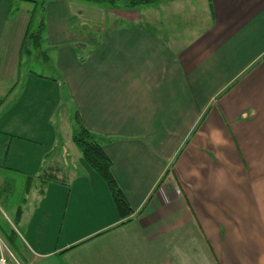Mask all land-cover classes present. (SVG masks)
<instances>
[{
    "label": "crops",
    "instance_id": "crops-1",
    "mask_svg": "<svg viewBox=\"0 0 264 264\" xmlns=\"http://www.w3.org/2000/svg\"><path fill=\"white\" fill-rule=\"evenodd\" d=\"M13 1L0 0V107L14 101L0 115V191L14 172L23 204L51 180L97 205L70 214L66 204L53 225L55 213L17 217V206L9 229L23 264H264V0L107 6L88 35L47 6L58 76L23 81L33 5L19 0L10 15ZM75 114L110 160L128 221L72 142ZM61 232L70 238L54 244Z\"/></svg>",
    "mask_w": 264,
    "mask_h": 264
},
{
    "label": "rangeland",
    "instance_id": "rangeland-1",
    "mask_svg": "<svg viewBox=\"0 0 264 264\" xmlns=\"http://www.w3.org/2000/svg\"><path fill=\"white\" fill-rule=\"evenodd\" d=\"M19 0L13 1V8L10 11V15H12L15 12L16 4L19 3ZM40 2V1H39ZM43 5L40 3H32L33 6L30 5L31 13L33 16V23L30 28L31 33H35L38 30V24L40 20H43L45 24L46 15H47V6L50 9V15L53 16L54 14L56 16L63 15L65 18H67V26H70V33L75 34V29H80V32L83 33V35H88L91 30L95 31L96 29H99L100 22L98 21L102 17V13L97 11L98 8H106L107 6L104 4H94L90 5L91 3L83 2L79 0H42ZM200 6H202L201 1L199 0ZM94 6V7H91ZM43 7V9H42ZM52 7V9H51ZM36 8V9H35ZM91 8V9H90ZM16 13V12H15ZM155 11L147 14H143V17L146 18H156ZM162 16V14H160ZM190 16L186 17V20H188ZM93 19V22L91 21ZM208 19L206 12L203 15V20ZM99 22V23H98ZM202 26H204L202 24ZM30 39L28 42L31 43ZM38 49H34L31 45L30 54L26 53V55H23L20 61V80L23 81L24 77L28 73H34L38 75H44L46 77H49L50 80H54L58 76V71L56 68L53 67V64L55 62L54 56L56 53V47L49 46L45 39V33L44 30L41 31V37ZM20 85V83H19ZM19 89V87H18ZM17 90V89H16ZM67 95L64 94L63 89L61 90V95L59 97L60 102L62 105H68V98ZM9 105L11 103H14V101H7L5 104ZM9 105H3L0 107V115L5 112L6 108ZM70 110V108H68ZM71 116V115H70ZM68 118V123L71 125V117ZM57 119V118H56ZM59 124V122H58ZM60 149L57 146L56 149L53 151L52 155L55 159V161H59L60 156ZM20 153V152H19ZM19 153L16 152L14 148H12L9 152V160L8 162H11L12 157L15 155L17 158L19 157ZM16 159V158H15ZM42 172H40L41 174ZM3 179L9 180L13 183L12 186H9L7 190L3 192L2 198L0 199V228H2L4 232L9 233L10 228V222L13 220L12 212H15V209L17 206H20L21 211L23 210H30L31 211H37L38 209H41L39 213H37L36 220H40L41 218L47 217L48 212L55 213L54 216L51 217V223L52 225L54 222L58 219V217H61L64 215L65 206L68 204L67 208H69V213L74 214L76 212H91L92 210L96 209V200H93L90 197L83 196H72L69 197V188L67 185L64 184L62 186L57 185V183H54L51 180H48L44 186L43 191L45 194L41 199H35L34 201H31L32 197L29 198L28 202L26 204H23L22 198L24 195V177L23 175H18L17 173L7 172L5 175L2 176ZM39 179L37 178L35 180V186L37 189H34L32 192L37 193L40 189V186L37 187L39 183ZM5 188V187H4ZM47 189H49V193H47ZM56 189V190H52ZM52 190V192H50ZM60 190V191H58ZM8 191L9 199L5 200L6 192ZM52 195V197L50 196ZM54 219V220H53ZM0 230V254L3 255L5 260H7V264H23L22 256L18 255L17 247L15 244H17L19 248V243L21 242L18 238V242H11L9 243L11 247L8 245L7 241L4 238V234ZM19 231V230H18ZM68 233L61 232V235L59 237V234L53 233L51 236V241L53 239L54 244L58 241L60 243H64L67 239L70 237L66 236ZM16 236V233H15ZM3 237V238H2ZM54 237V238H53ZM17 257V258H16Z\"/></svg>",
    "mask_w": 264,
    "mask_h": 264
},
{
    "label": "trees",
    "instance_id": "trees-1",
    "mask_svg": "<svg viewBox=\"0 0 264 264\" xmlns=\"http://www.w3.org/2000/svg\"><path fill=\"white\" fill-rule=\"evenodd\" d=\"M31 3H40L43 5L42 0H22ZM40 1V2H39ZM83 2H88L92 4H104L112 9L117 10H135L142 7L149 6L154 3H158L165 0H79ZM43 9V7H42ZM44 30V22L40 20L38 24V30L35 33L28 32L26 34V42L33 46L34 49H38L41 37V31ZM31 40V43L28 41ZM4 102V99H0V105ZM74 125L75 129L72 133V142L76 148L80 151L82 159L86 166L96 172L106 183L108 190L111 194V197L114 201V205L118 212L119 218L128 221V217L133 213V210L130 208L123 191L118 187L111 175V163L108 157L104 154L101 145L95 136L90 133L82 124L79 117L74 115ZM7 190L5 187L4 190L0 191V195H3V192ZM5 198L8 197V191L5 193ZM23 201V200H22ZM21 208H17L16 215H20ZM6 241L9 243L14 242L15 240V231L10 230L7 233Z\"/></svg>",
    "mask_w": 264,
    "mask_h": 264
},
{
    "label": "built area",
    "instance_id": "built-area-1",
    "mask_svg": "<svg viewBox=\"0 0 264 264\" xmlns=\"http://www.w3.org/2000/svg\"><path fill=\"white\" fill-rule=\"evenodd\" d=\"M176 191L178 192V189ZM0 264H7V260H5L2 254H0Z\"/></svg>",
    "mask_w": 264,
    "mask_h": 264
}]
</instances>
